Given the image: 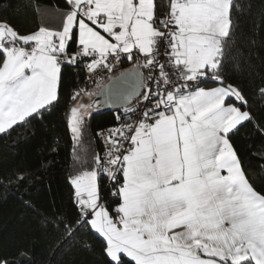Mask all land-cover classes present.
Instances as JSON below:
<instances>
[{"label": "snow or ice", "instance_id": "1", "mask_svg": "<svg viewBox=\"0 0 264 264\" xmlns=\"http://www.w3.org/2000/svg\"><path fill=\"white\" fill-rule=\"evenodd\" d=\"M252 8L245 0H63L57 27L22 32L0 18V136L52 113L66 66L107 76L108 98L124 107L118 127L96 133L103 153H82L93 107L82 101L92 93L72 94L71 219L19 194L41 227L63 235L59 247L91 250L94 237L104 264H264V186L234 139L248 124L264 137V119L227 71L244 59ZM124 60L133 68L109 75ZM255 95L264 99V82ZM28 179L17 171L0 185L19 190Z\"/></svg>", "mask_w": 264, "mask_h": 264}, {"label": "trees", "instance_id": "2", "mask_svg": "<svg viewBox=\"0 0 264 264\" xmlns=\"http://www.w3.org/2000/svg\"><path fill=\"white\" fill-rule=\"evenodd\" d=\"M245 3H251L253 8L247 17L240 45L244 59L238 68L230 65L227 71L234 78L232 82L240 85L249 96L254 115L264 119V99L255 95L256 88L264 82V27H261L264 6L260 0H245ZM61 7L63 0H0V18L8 19L22 32L34 31L41 25L57 27ZM132 68L133 64L124 60L119 73ZM85 70L66 66L60 103L52 113L45 114L42 121L32 120L10 135L0 136V181L6 184L4 178L17 171L29 173V179L19 190L0 185V258L15 259L18 264L20 261H29V264H104L99 240L88 239L91 250L72 242L59 247L63 235L53 228L41 227L40 218L26 209L19 198L21 192H27L24 199L30 200L48 216L63 214L66 219H71L75 215L72 189L67 182L73 167L74 147L67 119L74 104L71 91L84 79ZM98 89H93L94 96ZM121 113L122 107H92L85 117L81 152L102 154L103 145L96 133L118 122L116 117ZM234 139L246 171L256 178L259 189L264 186L259 183L264 181V159L260 158L264 154V137L248 124ZM21 252L25 254L20 255Z\"/></svg>", "mask_w": 264, "mask_h": 264}, {"label": "built area", "instance_id": "3", "mask_svg": "<svg viewBox=\"0 0 264 264\" xmlns=\"http://www.w3.org/2000/svg\"><path fill=\"white\" fill-rule=\"evenodd\" d=\"M121 67H122V64L119 66V67H117L115 70H114V72L113 73H111V74H109V75H115V74H118L119 73V70L121 69ZM108 81V78H107V76H104L102 79L101 78H96L95 80H93V79H89L88 78V73H87V70H85V76H84V79L76 86V87H74L73 89H72V91H71V96H72V94H73V92L74 91H76V90H79V89H85V91H88L89 89H94V88H96V87H101L105 82H107ZM123 116H124V107L122 108V113H121V117L123 118ZM128 122H131V121H128ZM119 126V124H118V122H116V123H114V124H111V125H109V126H106V127H104V128H102L101 130H103V129H108V128H115V127H118ZM102 145H103V150H104V144L102 143ZM106 181V184L108 183V181L107 180H105Z\"/></svg>", "mask_w": 264, "mask_h": 264}, {"label": "water", "instance_id": "4", "mask_svg": "<svg viewBox=\"0 0 264 264\" xmlns=\"http://www.w3.org/2000/svg\"><path fill=\"white\" fill-rule=\"evenodd\" d=\"M125 71H122V72H125ZM120 73L115 74L113 76L119 77ZM110 86L111 85L109 84V81H107L97 90L93 98V101H92V106L94 108H100V109H111V108H121V107L123 108V106H121L120 101L113 102L108 98V95H109L108 90Z\"/></svg>", "mask_w": 264, "mask_h": 264}, {"label": "crops", "instance_id": "5", "mask_svg": "<svg viewBox=\"0 0 264 264\" xmlns=\"http://www.w3.org/2000/svg\"><path fill=\"white\" fill-rule=\"evenodd\" d=\"M94 91L95 90H93L92 92H90V93H92V95L88 98L89 100H86V101H84L83 103H88V104H91L92 105V101H93V98H94ZM91 111V110H90ZM90 113V112H89Z\"/></svg>", "mask_w": 264, "mask_h": 264}, {"label": "rangeland", "instance_id": "6", "mask_svg": "<svg viewBox=\"0 0 264 264\" xmlns=\"http://www.w3.org/2000/svg\"><path fill=\"white\" fill-rule=\"evenodd\" d=\"M92 91H93V89H89V90L86 91V92H92ZM88 98H89L88 96H85V97L83 98V101H82V102H84V101H86V100H89Z\"/></svg>", "mask_w": 264, "mask_h": 264}]
</instances>
